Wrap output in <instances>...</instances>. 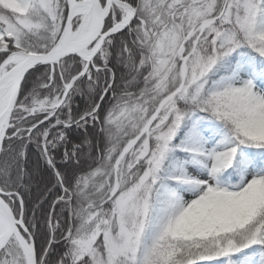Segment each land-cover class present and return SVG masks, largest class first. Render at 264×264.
I'll return each instance as SVG.
<instances>
[{
  "label": "snow or ice",
  "instance_id": "snow-or-ice-1",
  "mask_svg": "<svg viewBox=\"0 0 264 264\" xmlns=\"http://www.w3.org/2000/svg\"><path fill=\"white\" fill-rule=\"evenodd\" d=\"M0 264H264V0H0Z\"/></svg>",
  "mask_w": 264,
  "mask_h": 264
}]
</instances>
